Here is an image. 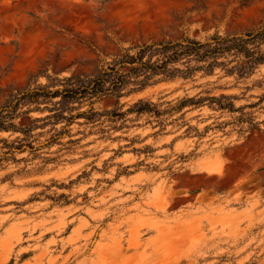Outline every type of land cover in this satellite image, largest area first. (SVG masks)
Returning <instances> with one entry per match:
<instances>
[{
  "label": "rangeland",
  "instance_id": "1",
  "mask_svg": "<svg viewBox=\"0 0 264 264\" xmlns=\"http://www.w3.org/2000/svg\"><path fill=\"white\" fill-rule=\"evenodd\" d=\"M263 26L264 0H0V107L142 44ZM160 77L77 103L104 115L48 145L53 125L35 128L38 149L10 150L23 134L0 131V264H264V63L242 78ZM207 90L240 109L176 108ZM140 99L162 118L127 111Z\"/></svg>",
  "mask_w": 264,
  "mask_h": 264
},
{
  "label": "trees",
  "instance_id": "2",
  "mask_svg": "<svg viewBox=\"0 0 264 264\" xmlns=\"http://www.w3.org/2000/svg\"><path fill=\"white\" fill-rule=\"evenodd\" d=\"M263 45L264 26L233 36L217 33L204 41L185 36L177 41L142 44L135 52L127 50L121 56H117L97 76L61 78L48 75L47 83L28 87L14 95L0 107V131L13 130L23 134L15 140L18 144L10 145V150L15 151L23 147L38 149L41 144L34 143L40 140L33 133L35 128H44L49 123L53 125V133L47 139L48 145L59 141L65 132H69L68 127L75 119L84 116L87 119L98 120L97 116L104 115L100 111H95L94 107L75 112L80 108L77 103L82 105L89 101L93 104L102 95H114L119 98L130 83L144 87L155 81L158 76L161 77L157 81L175 77L193 79L198 71H203L205 75L214 74L216 67L227 74H237L238 78H242L253 73L256 67L264 63ZM125 66H130L129 70L125 71ZM206 93L197 99L184 97L176 108L208 100L220 109L230 111L240 109L233 101L235 97L233 94L211 95V90H207ZM33 110H48L49 113L33 118L29 125H19L16 122L17 118ZM127 111H146L160 117L166 110L158 109L157 104L152 101L140 99ZM120 114L122 113L113 115ZM242 118L239 117V120ZM62 122L64 124L58 128L57 125ZM2 140L7 142L6 138Z\"/></svg>",
  "mask_w": 264,
  "mask_h": 264
}]
</instances>
